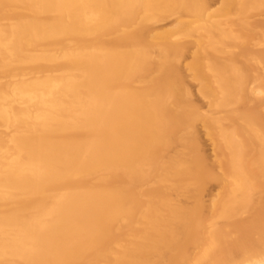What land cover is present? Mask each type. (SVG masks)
Wrapping results in <instances>:
<instances>
[{"label":"bare ground","instance_id":"6f19581e","mask_svg":"<svg viewBox=\"0 0 264 264\" xmlns=\"http://www.w3.org/2000/svg\"><path fill=\"white\" fill-rule=\"evenodd\" d=\"M263 10L0 0V264H264Z\"/></svg>","mask_w":264,"mask_h":264},{"label":"rangeland","instance_id":"374dc122","mask_svg":"<svg viewBox=\"0 0 264 264\" xmlns=\"http://www.w3.org/2000/svg\"><path fill=\"white\" fill-rule=\"evenodd\" d=\"M257 12V11H256ZM256 12H252V14H253V18L254 19H260V20H264V10L262 11V14H256ZM260 48H264V45H261V46H259ZM188 80H189V83H190V85L192 86V89H193V91H194V98H196V102L199 104V105H204V109H207V105H205L207 102V100L206 99H204V98H202L201 96H199V94H198V91H197V89H198V83H196L195 81H193L192 79H190V78H187ZM199 128H200V131H201V137H202V140H203V142H204V147H205V149L207 150V152L209 153V152H211V141H210V139H209V137H207V136H205V134H204V129L201 127V125H199ZM218 184L217 183H212V185H211V188H210V190L212 191V192H216L217 190H218ZM206 198H209V196L207 195L206 196ZM207 200H209V199H207Z\"/></svg>","mask_w":264,"mask_h":264}]
</instances>
